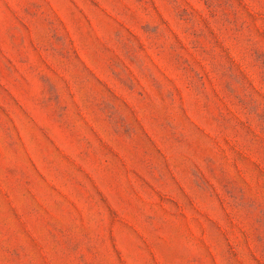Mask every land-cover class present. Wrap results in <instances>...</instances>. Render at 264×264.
<instances>
[{
	"label": "rangeland",
	"instance_id": "1",
	"mask_svg": "<svg viewBox=\"0 0 264 264\" xmlns=\"http://www.w3.org/2000/svg\"><path fill=\"white\" fill-rule=\"evenodd\" d=\"M0 264H264V0H0Z\"/></svg>",
	"mask_w": 264,
	"mask_h": 264
}]
</instances>
